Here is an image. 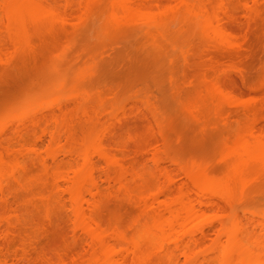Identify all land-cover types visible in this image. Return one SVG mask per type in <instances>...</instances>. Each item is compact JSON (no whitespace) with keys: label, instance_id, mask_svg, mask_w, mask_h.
<instances>
[{"label":"bare ground","instance_id":"1","mask_svg":"<svg viewBox=\"0 0 264 264\" xmlns=\"http://www.w3.org/2000/svg\"><path fill=\"white\" fill-rule=\"evenodd\" d=\"M239 11H243V15L241 12L238 13ZM241 15L242 18L244 17V21L239 17ZM104 17L108 20L105 19L106 23L102 22V24H105L101 26V29L103 28L107 34L109 33L108 35L115 31H125L123 32L124 34L126 32H135V34L139 32L144 34L142 36L145 37L154 38L157 35L155 39L158 40V35H162L161 37L163 38L172 34L186 35V32H191L196 27L197 31L199 29V35L204 39L202 44L205 43L204 45L207 48L205 46L204 48L206 50L221 51V55L222 51L225 50H232L234 54H241L249 47H246L245 44L249 43V34H252L250 31L255 27L253 24L259 23L261 19H263L261 20L262 22L264 21V0H0L1 71L3 69L5 73L9 72L8 69L6 70L3 67L10 69V66H14L12 63L16 61L17 57H23L22 54L28 55L31 50L34 53V41L37 38L36 36H34L36 39L33 38V35H42L41 33L56 34V32L70 35L71 33L74 34V32H81V30L84 32L86 29V31H90L88 29L90 24H92L91 27L93 28ZM232 23H235L236 26L237 24L241 25L239 26L242 27L240 28V32L243 30L242 34L237 35L235 32H238L239 29L233 31L229 27ZM258 23H256V26ZM261 25L264 26V23ZM257 27L259 28V26ZM103 30L102 33L104 32ZM91 32H93L92 29ZM57 36L56 40L57 38H62V36ZM74 36L76 37V35ZM51 37L54 38L53 36ZM97 37L100 36L97 35ZM167 39L169 38L167 37ZM67 42L69 41L67 40ZM72 43H69L70 48ZM65 44L68 46V43ZM65 47H61V49H65ZM70 48L66 50L71 51L72 48ZM66 50L63 52L67 53ZM65 56L67 57V55ZM63 57L62 60L61 58L59 60V57L54 59L56 60L54 65L65 60ZM19 60L21 59L19 58L17 61L19 62ZM66 61L64 62L65 64ZM90 62L91 66L92 61ZM57 67L59 68V65ZM65 68L71 69L69 66H65ZM52 69L50 68V70ZM74 70L76 71V69ZM69 71L67 69V72L63 73L70 74ZM72 71L73 69L70 72ZM232 72L230 71L229 73L228 71L226 78H223L224 80L218 76L217 79H214L215 76L207 72L209 76L206 74L203 76L204 80L200 78L199 82L196 81L199 85H196L195 92L192 90L194 92V94L192 92L193 96L189 94L190 97L182 99L185 100L183 101L184 103H186L187 99L189 100H187V105L183 104L182 107L187 109V114H190L197 123L199 122V125L206 120L217 99L224 96L234 98V93L228 92L234 91L232 86H230V89L228 85L226 86V83L234 82L235 79L232 80L235 78L234 75H240L241 72L239 74L235 71L234 75L231 74ZM262 72L263 78L259 79L260 81H257L256 85L253 84L252 87L250 85V88L248 87L249 90L247 89L248 91L245 90L244 93L243 90V95L239 94L243 97L235 94L237 98L232 99L234 101H232L231 105L237 107V110H242L245 122L243 126L241 125L242 127L227 134L229 136L222 143L221 153H218V156H220L219 162L217 159L216 161L213 159L212 161L214 162L207 160L209 156L205 157V160L204 158L192 156L191 158L189 155L190 158H181V156H184L182 154L183 151L180 153L177 152L180 149L175 150L176 152L173 151L171 144L168 145V142L166 143V135L156 133L160 138H156V134L152 135V130L155 128H153V122L155 121L154 123H157L158 126L162 122L154 114H158L156 107L155 110H152L155 104H150L152 102L144 100L145 98H142L144 101L138 99V102L142 104L147 102L142 105L143 107L149 103L144 109L149 113L146 112L147 114H145V111L142 112V110L141 114H143L141 116L144 123L148 125L147 128L152 129H147L150 134H144L146 140L142 137L143 134L140 135V132L131 131L130 133L135 136L130 137L131 134L129 133L130 139L127 141L130 143L132 140L131 142L132 144L135 143L133 145L134 147L136 145V149L129 151L128 142L124 141L127 139L125 135L128 132L119 136V131L122 130L121 127L124 125L127 129L130 122L125 116L127 115L125 110L127 109L125 106L127 104H119L118 102H122L119 99L114 101L115 105L113 102V104H109L111 107L103 105L105 108L102 106L103 103L99 102L98 108H101H99L98 112V110H94L97 108L94 105L96 106L98 100L96 102L90 100V102L86 95L84 96L87 98L80 97L81 100L77 97V99H63L66 96L63 91L67 88L68 83L64 79L62 80L63 82H58L59 84L55 83L56 85H54L52 83L54 88L50 84L48 86L50 89H48L45 84L48 92L47 89L43 88L46 93L38 91L42 95H33L32 97L31 94L29 96L27 94L28 97H31L27 100L25 95L20 102L23 103L20 106L21 108L16 106L14 109L16 108L17 110L10 108L9 114L8 112L6 113L8 116L10 115L9 118L6 117L8 120L2 121L0 119V122H4L0 123V264H264V234L261 235V238H255L252 236L253 231L250 228L234 229V217H238L239 211H244L245 213L246 210L250 211L256 207H253V203L249 204V201L237 203L239 199L236 198V195L248 190L246 188L249 183L251 184V181L253 183L254 177L260 174L259 177H264V70ZM36 76L37 78L40 77ZM88 76L92 78L89 74ZM225 79L229 81L226 82ZM47 83L49 84L48 80ZM200 86L203 87L201 88ZM96 88L98 89V86ZM32 89L34 90V88ZM53 89L55 93L59 91L55 96L63 95L62 98L59 97L55 101L53 99L55 96L52 97L54 94ZM49 90L53 92L52 95ZM101 94L100 92L99 95L101 96ZM134 98L136 99V97ZM107 99L109 100L110 98ZM135 99L134 101L137 103V99ZM23 100H26V103ZM49 100L54 101L51 104H47ZM58 100L59 102H57ZM44 103L49 106H43L42 104ZM91 103L95 104L92 106L90 105ZM136 103L133 104L138 106V103ZM237 103L238 105H235ZM87 104L92 108L88 107L89 105L87 106ZM133 104L132 108L135 107ZM116 105L118 107H115ZM113 106L117 109V112H122L121 110L124 108L125 112H122L124 123L119 121L121 116L119 119L117 117L116 122L118 124L115 123L114 126V123H112V128L114 126L112 129L107 126L108 124L111 126L112 122H109V117L114 115L116 117L117 114H120L119 112L116 114V111H113ZM123 106L125 107L123 108ZM147 107L150 108L153 115ZM102 108L104 109L102 110ZM119 108L121 110H118ZM138 108L134 110L137 111ZM92 109L94 110L93 112ZM123 113L126 114L123 116ZM1 115L7 116L5 113ZM74 117L77 119L75 120ZM114 118L111 119L116 120ZM77 121L81 125L78 123L77 128L75 127L76 130L79 128L78 126L84 125L78 130L81 132L74 130L76 125L74 123H77ZM170 121L167 126L172 124V120ZM104 125L105 127L107 126L106 130L110 128L109 130H112V132L109 130L107 132L104 129L101 132L100 130ZM103 131H106L108 136ZM96 132L106 139L102 137L103 140H101L100 135V138L96 139ZM28 136L34 138L36 142L33 141L34 139H28ZM153 136V139L150 138ZM119 137H124L125 139L123 138L122 141ZM134 137L137 138L135 139ZM141 137L143 140L140 139L139 141L138 138ZM30 140L33 141L31 145L32 141ZM144 140L145 142L142 143ZM61 142H64V144ZM67 142L72 148L69 145L66 148ZM146 142L149 143L148 146ZM45 143L49 146L46 147ZM73 145L78 147L76 148ZM59 147L63 151H61L62 149L59 150ZM134 147H131V149ZM167 149L170 151L168 152ZM169 164L173 167L170 168ZM241 198L243 199V197ZM114 199L116 200L114 201ZM113 201L116 205L119 202V205L116 207ZM122 203L121 207H123L120 210V204ZM107 206L111 207L107 208ZM128 206L130 214L126 219L127 221L124 220V223L120 219L123 224L115 221L118 219L115 212L119 213L124 207L127 211ZM43 208L48 219L44 216ZM37 209H41V211ZM62 209L69 211V214L67 215L66 213L68 212L66 211L64 213ZM29 210H31V214H34L33 218ZM55 210L59 211L58 213H62V215L66 214L67 221H70L68 224L71 223L70 225L72 226L69 225V228L70 230L72 229L71 233L73 231V235L69 233L70 238L66 237L68 231L65 229V232L57 224L59 222L55 220L59 215L57 214V216L54 213V217L55 215L56 217H53L54 219L51 218L53 216L52 212H55ZM112 210L116 214L113 217L116 216L117 219L116 217H111V213L113 214ZM108 211L109 214L107 213ZM38 212L44 216L43 221H50L48 223L52 229H49L43 223L44 227L48 229L46 228L47 230H45L44 228L42 230L43 225L41 222L43 221H40V218L37 217L36 214ZM105 212L110 216L111 220L108 221L107 219L106 221ZM23 214L29 225L26 221L24 223ZM259 214L261 216L260 210ZM27 215H30L31 218H27ZM254 215L252 211L251 217ZM29 221H31L33 227L34 225L36 227L42 225L39 226L43 232V235H40L41 238L29 232L27 229V226L31 227ZM36 221L40 222L36 223ZM114 221L117 223L116 226ZM21 222L26 225V227L23 225L25 229L22 228ZM250 222L252 223V221ZM263 222H261V228H263ZM33 229L36 228L34 227ZM54 232L60 237L59 239H56ZM61 232H65L63 234H66V236L64 235L66 238ZM51 233L52 236H50ZM51 237L54 239L52 240ZM60 239L63 240L60 242ZM66 240L67 242H65ZM39 243L41 244L40 247ZM46 244L49 245V249ZM71 244L74 245L70 248ZM80 246L82 247L80 248ZM15 247L16 249H14ZM43 247H46L47 250L51 248V251H46ZM58 247L60 248L58 249ZM61 247L64 248V251L61 250ZM66 247L67 249H65ZM39 248L42 249L39 250ZM56 248L57 250L54 252L61 251H59L60 253L57 256H52L53 253L51 252ZM32 250L36 252V255L33 254ZM181 257H184V261L181 260Z\"/></svg>","mask_w":264,"mask_h":264},{"label":"rangeland","instance_id":"2","mask_svg":"<svg viewBox=\"0 0 264 264\" xmlns=\"http://www.w3.org/2000/svg\"><path fill=\"white\" fill-rule=\"evenodd\" d=\"M240 12L241 11H239L238 13H240ZM242 13H243V11L241 12V14ZM242 15L239 16V17H241V19L243 20L244 17L242 18ZM103 19H101V22H98L99 24L96 25V26H94L93 28L91 27L92 24H90V28H88V29H90V31L89 30L86 31L87 30L86 29L85 32L83 30H81V32H78V33H75L74 32V34L71 33L70 35L69 34H64V33L63 34H60V32H58V33L56 32V34L55 33H52V34L48 33L49 35L47 33H41L42 35H38V34L33 35V38H35L34 36H36V38H37V40H35L36 38L34 39L35 40L34 41L35 48L33 49V52L34 53H32L31 52L32 50H31V51H29V54H28V52H27L28 50H27L26 53L28 55H25V54L23 55L22 54L23 57H19L21 60L23 59L22 61L19 60V62H18L17 60L19 58L17 57L15 59L16 61L14 60L15 62L13 61L14 63H12V65L14 64V66H10V69L7 68V67H3L6 70L7 69L9 70V72H7V73H5V70L2 69V71H1V69H0V72H1V74H0L1 75L0 76V116H1L0 119L2 121H4L6 119V117L9 118L10 115L8 116L6 113L10 110V108H13L14 109L15 106L17 108L20 107L23 104V103H20V102L25 97V95H26L25 99L27 100L28 98H31V97H28L30 94H31L32 97H33V95L34 96L39 95L40 93H38V91L39 92L44 91L43 88L47 89L45 87L46 85L48 87L51 84L50 86H52V88H54V85L63 82L62 80L64 79V81H66V83L68 82L67 83V88L64 89V91H63L66 94V96H64V98H63L65 100H66V98L68 100V98L69 99L70 98H74L75 99L76 97L79 100H81L80 97H85V98L88 97L89 98V101L91 100L92 102H96L98 100L97 101V104L100 102V103H103L102 106L105 105V106H110L111 107V105H109V104H111L112 102L114 103V101H116V100L119 99V101H122V102H118L117 101L119 104L124 105V103H125V104L128 105V106L125 105L127 109H125L124 108L125 106H123V108L126 110V113H127V115H125L126 113H123V116L124 115L127 116L128 122L130 121L129 122L130 129H129V127L126 129V126L123 125L124 128L121 127L122 130L119 131L120 132L119 133V136H122L123 133L125 135L128 132L127 133L128 135L127 134L125 135V138L127 137V139H125L124 137H122V138L119 137V138H121L122 141H123V138H124L125 139L124 141L125 142H128L127 143L128 148L130 147L129 148V151L130 150L133 151V150L136 149V145H135V147L133 145L135 143L132 144V142H131L132 140L130 141V143H129V141H127V140L130 139L131 136L132 137L135 136V135H133V134L130 133L131 131L134 132L136 130V132L137 131H138V133L140 132V135L143 134L142 137L146 140L144 134H150V133H148L149 132L148 130H151L152 129V128L151 129H148L147 128L148 125H146V123H144L143 117L141 116L143 114V113L141 114V111L143 110L142 112H144L145 111L144 109H146L145 107L148 106L149 103L143 107L142 105H144L147 102H144V104H142L140 102L141 103L140 104L138 102V99L143 100L145 98L144 100H148V102H152L150 104H155V106L153 107L152 110H155V107H156V110H158L156 112H158V114L157 113H154V114H156V116L162 122L161 125H159V126H158L157 123H154L155 121L153 122V125L154 126L153 125L152 126H153V128L155 127L156 129L154 128L155 133H154V130H152L153 131V134L151 133L152 135H155L156 133H158L159 135H161V134L166 135V137H167L166 143L168 142V145L171 144L170 146L173 149V151H175V150L177 151L178 149L181 150V151L180 150L177 151L179 153L183 151L182 154L185 157L184 156H181V158H186V157L190 158L192 156V157H197V158H202V159L204 158V160H205L209 156L207 160H209V161L211 160V162H214L217 159V161H218L219 160V157H220L218 155L221 153V149L220 148H222V143L229 136L227 134H229L230 132L232 133V132L236 131L237 129H239V127H242L243 124H244V122H245L244 115L242 114L243 112H242V110L239 109L240 107L238 108L239 110H237L236 109L237 107H234L233 105H231L232 101H234L232 99L237 98V95L238 96H242L243 95L242 94L243 93V90H244V93H245V90H247V89L249 90L250 85H251V87L253 86V84L256 85L255 83H257V81H260L259 79L263 78V72L262 71L264 70L263 69L264 68V29H263L264 26L261 25L262 23H264V21L263 22L261 21L263 19H261V20L259 19L260 20L259 23L256 22V23H258L257 26H259V28L256 26V23L253 24V26H255V27L252 26L253 28L250 31V33H252V34H249V43L245 44L246 47H248V46L249 47L247 49H245L243 53H241V54H234L233 53L234 51H232V50H229V51H232V52H229V51H226L225 50V51H222V55L220 54L221 51L220 52L219 51H217V52L215 51L214 52V51L206 50L207 47H206V45H204L205 43L202 44V42H204L203 41L204 39L201 38V35H199L200 33L198 32L199 29L197 31V28L196 27L193 28V30L191 31L193 33H191V32H188V33L186 32L185 33L184 32L186 35H179V34L177 35L175 32H173L176 35H173L172 34V35H169V36H166V37L164 36V38L161 37L162 35H158L159 36L158 37L159 39L160 38H163V39L156 40L155 38L157 37V35H155L156 37H154V38L153 37H145V36H142L144 34L139 33V32H138L139 34L137 32H136V34H135V32L134 33L133 32H126L125 33L126 35H125L123 33L125 31H120L121 34H120L119 31H118L119 33L117 31H115L114 33L111 32V34L108 35L109 33L107 34V32L105 30H103V28L101 29V26L106 23V20L105 19H107V18L104 17ZM102 22H105V23L102 24ZM239 25L240 24H237V26H236L235 23H232V24H230L229 27L232 28L233 31H237L239 29L238 32H235L238 35V34H242V32H243V30H242V32H240L241 31L240 28H242V27H240L241 25L240 26ZM91 29L93 30L94 33L91 32ZM95 29H96V32H95ZM102 30L106 33V35H104L105 34L104 32H103L104 34L102 33ZM85 33H86L87 36L85 35ZM95 33H96V36H95ZM132 33H133V35H131ZM58 34H60V35H58ZM181 34H183V33H181ZM47 35H48L49 38L47 37ZM55 35L56 36L58 35L57 37L62 36V38H57V40H56L55 39L56 38ZM74 35H76V37ZM88 35H90V36H88ZM91 35H93L94 37L91 36ZM97 35H99L100 37L102 35V38L100 39V37H97ZM116 35H117V37H115ZM38 36H40V37H38ZM51 36H53V37L55 36V37L52 38ZM106 36L108 38H110V39H108ZM68 37H69V39H68ZM87 37L88 38L90 37L91 39L90 38L88 39ZM96 37L98 38V40L99 39L100 40L99 41L96 40L97 39ZM167 37L169 39H167ZM102 39H104V40H102ZM105 39H106V41H105ZM113 39H115L114 42H113ZM67 40L69 42H67ZM73 40H74V42H73ZM65 43H68V46ZM69 43H72L71 44L72 45V47H71L72 49L69 47L70 46ZM73 44H75V45H73ZM64 46H66L65 49L64 48L61 49V47H64ZM204 46L206 48H204ZM69 48L71 49V51L70 50L69 51L66 50V49H69ZM35 49L36 50L38 49V50L36 51ZM65 50H66V52L68 54L65 53V52H63ZM64 54L67 55V57ZM63 55H64V57H63ZM58 57H59V60H60V58L62 60V57L65 60H63L61 63H58V64H55L54 65V62H56V60H54V59H56ZM32 58H33V60H32ZM99 58H101V59H99ZM78 59H79V61H77ZM102 59H103V61H101ZM84 60H86V61H84ZM94 60H96V61L94 62ZM65 61H66V64L64 63ZM90 61H92V65L91 66H90V64H91ZM100 61H101V63H100ZM16 62H17V64H16ZM71 62H73L74 64L71 63ZM88 62H90V63L88 64ZM99 63L101 64V67H100V64ZM45 65H46V67H45ZM58 65H59V68L57 67ZM67 65L71 69L65 68V66L68 67ZM74 65H75V67H73ZM94 65H95V67H94ZM54 66H56V67H54ZM87 67H88V69H87ZM50 68H53V69L50 70ZM67 69H68V71L69 70L71 71L73 69V71L72 72L69 71L70 74L67 73L68 74L67 75V74L63 73L65 71L67 72ZM74 69H76L77 73H76V71ZM94 70L96 71V73H95ZM228 71H229V73H230V71H233L231 73L233 75L235 74L234 73L235 71H237L239 74L241 72L240 75L237 74V75H234L235 78H233V79L231 78L232 80L235 79L234 82L233 81H230V82H228V84L226 83V86L227 85L229 87L232 86V90H234V91L233 92L232 91H228V92L234 93L233 94L234 95V98H230V97H227V96L225 97L224 96V97H221V98L217 99L214 102V105L212 107V111L208 114V116L206 117V120H204L205 122L203 121V123H205V124L200 123V125H199V122L197 123L193 119V117L190 116V114H187L188 113V111H186L187 109H184V107H182L183 104L187 105L186 103H187V100L188 99L186 100V103H184L183 101H185V100H182V99L183 98L185 99V98H188L190 96H193L192 95V92L195 90L196 85L197 84L199 85V83H197L196 81L199 82L200 78L203 79V76L204 75H206V74L209 73L212 76L213 75L215 76L214 79H217V76L218 77H222V79H223L225 76H227V74H228L227 72ZM2 72H4V73H2ZM54 72H56V73H54ZM79 72H81V73L79 74ZM88 74L90 76H92V78L89 77ZM209 74H208V76H209ZM36 75H38V77L40 76L39 77L40 79L37 78ZM227 79H228V77H227ZM47 80H48L49 84L47 83ZM56 80H57V82H56ZM227 81H229V80H226V82ZM86 82H88L89 84L86 83ZM221 82H222V80H221ZM52 83H54V85ZM84 83H86V84H84ZM176 83H177V85H176ZM200 83H202V82L200 81ZM173 84H175L176 86L173 85ZM110 85H111V87H110ZM96 86H98V89L97 88L95 89ZM32 88H34V90ZM55 88H56V86H55ZM74 88H75V90H74ZM48 89H50V87H48ZM48 89H47V92H48ZM128 89H129V91H128ZM198 89H200V88H198ZM230 89H231V87H230ZM113 90H115V91H113ZM241 90H242V92H240ZM66 91H68V93H66ZM76 91H77V93H76ZM100 92L102 93L101 96L99 95ZM194 92H193V94H194ZM32 93H34V94H32ZM44 93H46V90L44 91ZM52 93L53 92H51V95H52ZM58 93H59V91L57 93H55V90H54V94L52 95V97L55 96ZM136 93H138V94H136ZM27 94H28V96H27ZM114 94H115V97H114ZM189 94H190V96H189ZM226 94H227V92H226ZM235 94H237V95H235ZM239 94H242V95H239ZM40 95H42V94H40ZM51 95H50V97H51ZM84 95H86L87 97L84 96ZM109 95H111V97H109ZM62 96H55L57 98L54 97L53 99L56 101L59 97L62 98ZM134 97H136L137 100ZM85 98H82V99L86 100ZM107 98H110V99L108 100ZM133 98L137 101L138 104L134 101ZM239 98H241V97H239ZM103 99H105V100H103ZM54 100H49L50 103L47 101L48 102L47 104H51ZM65 100H63V101H65ZM86 101H88V100H86ZM57 102H59V100ZM133 103H136L138 106L134 105ZM18 104H20V105L18 106ZM47 104L44 103L42 105L45 106V107H47V106H49ZM93 104H95V103H91L90 105L93 106ZM97 104H96V106L94 105V107H97L98 108V106L100 104H98V105ZM132 104L135 106L134 108H132ZM88 105L89 104H87V106ZM90 105L88 107H90ZM114 105H115V103H114ZM235 105H238V103L235 104ZM105 106H103V107L105 108ZM139 106H140V108H138ZM217 106L220 107V108H218ZM115 107H118V106L116 105ZM115 107L113 106L112 108H114L113 111H116V114H117L119 111L117 112V109H115ZM119 107H120V105H119ZM90 108H92V107H90ZM97 108L94 109V110H96V111L98 110V112H99V108H101V107H99L98 109ZM104 108H102V110ZM136 108H138L137 111L134 110ZM148 108L149 107H147V109ZM86 109H87V107H86ZM130 109H132V110H130ZM43 110H45V109H43ZM94 110L92 109V112ZM118 110H121V109L119 108ZM123 110H121V111L122 112H125V110L124 111ZM149 110H150V108H149ZM217 111H218V113H217ZM122 112H119L120 114L119 115L117 114L116 117H115V115L109 117V119H110L109 122H111V121L112 122H111V126H110V124H108L107 126H109V127L112 128V125H113L112 123H114V126H115V123L118 124L116 121H117V117L119 119L120 116H121V120L119 119V121H123V123H124V119L122 120ZM146 112H148V111H145V114H147ZM4 113L7 116L1 115V114H4ZM150 113H152V115H153V112L152 111ZM8 114H9V112H8ZM78 115H80V114H78ZM147 116H149V115H147ZM114 117L116 118V120L111 119V118H114ZM130 117H132V118H130ZM150 117H151V114H150ZM76 119L77 118H75V120ZM6 120H8V119H6ZM127 120H125V121H127ZM150 120H151V118H150ZM152 120H155V119H152ZM170 120H172V124L173 123L174 124L173 125L172 124H170V125L168 124V126H167V123ZM109 122H107V123H109ZM2 123H4V122H2ZM78 123H79V121H77V123H74V124H76L74 126V128L75 127L77 128V124ZM125 124H126V122H125ZM4 125H6V124H4ZM105 125L102 127L101 130L99 129L101 132H102L103 129L106 130V127L107 126L105 127ZM82 126H84V125H82ZM114 126H113V128H114ZM116 126H119V125H116ZM157 126L160 127V128H158ZM78 127L81 128L80 126H78ZM76 128L74 130H76ZM79 128L76 131L80 130ZM100 128H101V126H100ZM109 129H107L106 131L108 132ZM124 129H125V132H124ZM106 131H103V133L104 132L107 133ZM109 131L112 132V130H109ZM78 132H81V131H78ZM78 132H76V133H78ZM96 133H97L96 134L97 135L96 136V139L97 138H100V136H101L100 139L103 140L102 137H104V136L100 135V133H99V135H100L99 136L98 135V132H96ZM103 133H101V134H103ZM129 133L131 134L130 137H129ZM138 133H136V134H138ZM29 135L31 136V134H29ZM30 136H28V139H34L32 137L30 138ZM107 136H108V133H107ZM142 137L141 138H138L139 141H140V139H142ZM146 137L148 138V140H150L148 136H146ZM157 137H158V135L156 136V138ZM134 138H131V139H134ZM150 138L153 139L154 136L153 137H150ZM158 138H160V136ZM145 140L142 143H144ZM30 141H32V140H30ZM33 141H35V139ZM33 141H32V143H30V145L33 144ZM151 142H152V140H151ZM61 143L64 144V142H61ZM147 143L148 142H146V144ZM66 144H67L66 145L67 146L66 148H68L69 143L67 142ZM120 144H121V142H120ZM122 144H123V142H122ZM127 145H126V147H127ZM139 145H141V144H139ZM148 145H149V143L147 144V146ZM48 146L49 145H47L46 147H48ZM73 146H76V148L78 147L77 145H73ZM143 146H144V144H143ZM33 147H35V146H33ZM44 147L45 146H43V148ZM61 147H63V146H61ZM61 147H59V150L62 149ZM69 147H70V145H69ZM131 147H134V148L131 149ZM173 147H176V148H173ZM70 148H72V147H70ZM128 148H127V150H128ZM167 148H168V146H167ZM171 148H170V150H171ZM44 149H46V148H44ZM170 150H168V152ZM61 151H63V149ZM64 152H65V150H64ZM213 159H214V161H212ZM169 166H170V168L173 167L170 164H169ZM218 167H220V166L218 165ZM259 176H256L258 179L256 177H254L253 183L251 181V184L250 183L248 184L249 185L248 186L249 188L248 187L246 188L248 190H244L246 193L243 191V192H240L241 194L238 193L236 195V198L239 199V200H237L238 201L237 203H239V202H243V203L245 202L246 203V202L249 201L248 202L249 204H252L253 203L252 204L253 207H255V206L256 207L253 208V209H251L250 211L249 210L248 211L246 210L248 213L246 211H245V213H244V211H239L238 217H234V229L235 228H238V229H240V228H250L251 231H253L252 236L255 237V238H261L262 237L261 235L264 234V230H263L264 229V225H263V228H261V226H262L261 225V222L264 221V216H263V214H264V177L261 176L262 177L261 178ZM251 185H253V186H251ZM250 186L252 187V189H251ZM242 193H243V195H242ZM241 197H243V199ZM115 200L116 199H114V201ZM114 201H113V204L117 207V205H119V202L116 205L114 203ZM120 202H122V201H120ZM123 203L120 204V210L123 207V206L121 207V205H123ZM125 204H124V206H125ZM111 206L113 207V205H111ZM111 206H107V208L108 207H111ZM125 207L119 213L118 212H115V213H117L118 219H117L116 216H114V217H116L117 220H115V219H113V220L117 221L118 223H122V221L125 223V221H127L126 219L129 216V214H130V210H129L130 208H129V206L127 207L128 208L127 211L129 210L127 212L126 209H125ZM54 208H55V206H54ZM56 208L58 209V207H56ZM51 209L53 210V208H51ZM37 210H39V209H37ZM62 210L64 211V209H62ZM115 210H116V208H115ZM254 210H256L258 212L257 215H256L257 212L254 211ZM259 210H260L261 216H259L260 215L259 214ZM29 211H30V214H31L32 213L31 210H29ZM29 211H26V212H29ZM39 211H41V209ZM43 211H44V208H43ZM65 211H64V213H65ZM252 211H253V214H255V215L251 217ZM26 212H25V214H26ZM58 212L59 211H57V210H55V212L53 211L52 212L53 213V216L51 218L54 217V213L56 215L57 214L59 215V216L57 215L58 217H57V219H55L59 223H57V222H55V223L59 224L60 227H62V229L64 231L66 229V231H68L67 232L68 233L67 236H66V234H63L66 231L63 232V233L61 232V233L63 234V236L65 235L66 237H69L70 236L69 233H71V230H72V229L70 230V228H69V225L71 223L68 224V222H70V221H67L68 219L65 216L66 214L67 215L69 214V211H66L68 213H66L65 215L64 214L62 215V213H58ZM110 212H111V210H110ZM105 213H102V214H105ZM107 213L109 214V211ZM107 213L104 216L107 217L106 218V221H107V219L109 221L111 219L109 218L110 216ZM115 213H114V211H113V214L111 213V215H112L111 217L112 218H114L113 215ZM44 214H45V211H44ZM102 214H101V216H102ZM31 215H33L32 216V218H33L34 217V214H31ZM36 215H37V217L40 218V221H43L44 216L46 217V214L43 216L42 214H39V212ZM56 215H55V217H56ZM23 216H24V219H25L24 220V223H25L26 218H25V215L24 214H23ZM104 216H102V217H104ZM41 217H42V219H41ZM27 218H31V216L29 215ZM46 218L48 219V217H46ZM35 219L37 220L36 217H35ZM35 219H33V220H35ZM33 220H31V221H33ZM103 220H105V219H103ZM31 221H29L31 227L27 226L28 227L27 229L29 230V232L32 233V235L33 234L35 236L38 235V238L39 237L41 238L40 235H43L42 234L43 232L41 231V227H39V226H42L43 223H44V225L46 224L49 227V229L51 228L50 224L48 223L50 221L47 222V221L44 220L43 222H41L42 225H39V226L36 223H38L40 221H38V222L36 221V223H33L34 222L33 221L32 223L33 224H36L38 226V227H36L34 225V227L36 229H33L34 227L31 224ZM250 221H252V223ZM257 221H259V222H257ZM53 222H54V220H53ZM21 223H22L21 224L22 225V228L26 227V225L23 224V222H21ZM26 223H28V222L26 221ZM256 223L257 224L260 223V224L257 225ZM110 224H111V222H110ZM254 224H256V225H254ZM23 225H24V227H23ZM28 225H29V223H28ZM44 225L42 226L43 227L42 230H44V228H45ZM53 225H55V224H53ZM53 225H52V227H53ZM116 225H117V223L115 224V226ZM70 226H72V225H70ZM110 226H112V225H110ZM46 228H45V230L48 229V228L47 229ZM55 231H57V230H55ZM51 232H52V230H51ZM44 233H46V232L44 231ZM54 233H55L56 239H59L60 237L57 236L56 232H54ZM72 233H73V231H72ZM50 236H52V233H51ZM53 237H51L52 240L54 239ZM62 240L60 239V242ZM44 241H46V240H44ZM44 241H43V243H44ZM71 241L73 242V240H71ZM65 242H67V240ZM47 243H49V242H47ZM62 243H64V242H62ZM74 244H71L70 245V248ZM40 246H41V244L39 245V247ZM47 246H48L47 248L49 249V245H47ZM60 246H62V245H60ZM62 247H61V250L64 249ZM77 247H79V246H77ZM81 247L82 246H80V248ZM43 248H45L46 251H49V252L51 251V248H50V250H47L46 247H43ZM59 248L60 247H58V249ZM14 249H16V247ZM41 249L42 248H39V250H41ZM65 249H67V247ZM55 250H57V248L54 249L51 252V253H53L52 256L53 255L54 256H57L58 253H60L59 251H61V250H58V251L54 252ZM63 251H62V253H64ZM69 251H70V249H69ZM32 252H33V254L36 255V252L35 251L32 250ZM181 260L184 261V257H181Z\"/></svg>","mask_w":264,"mask_h":264}]
</instances>
